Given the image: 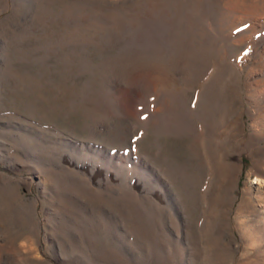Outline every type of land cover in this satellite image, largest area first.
I'll use <instances>...</instances> for the list:
<instances>
[{
    "label": "rangeland",
    "instance_id": "374dc122",
    "mask_svg": "<svg viewBox=\"0 0 264 264\" xmlns=\"http://www.w3.org/2000/svg\"><path fill=\"white\" fill-rule=\"evenodd\" d=\"M0 264H264V0H0Z\"/></svg>",
    "mask_w": 264,
    "mask_h": 264
}]
</instances>
